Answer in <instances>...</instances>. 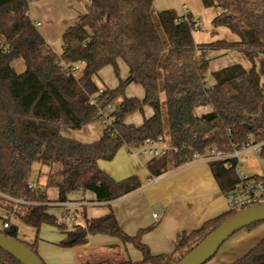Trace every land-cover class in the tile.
Wrapping results in <instances>:
<instances>
[{"label":"trees","instance_id":"obj_1","mask_svg":"<svg viewBox=\"0 0 264 264\" xmlns=\"http://www.w3.org/2000/svg\"><path fill=\"white\" fill-rule=\"evenodd\" d=\"M40 1L0 0V208L37 233L44 225L56 227L64 236L63 248L84 246L92 236L103 235L134 246L142 255L136 263L117 258L87 264L170 263V257L153 255L143 243L154 226L131 236L113 212L82 224L78 219L77 223L63 222L50 208L75 195L91 193L94 202L109 204L138 191L142 187L139 178L115 181L99 168V162L114 160L126 146L164 135L180 151L153 158L148 164L152 178L206 155L211 148L231 155L249 144L260 146L264 160V0H201L205 8L219 10L213 25L238 39L203 44L194 39L191 14L155 12L153 0H90L86 14L63 35L60 55L46 43L31 18L30 5ZM211 50L238 51L251 67L236 64L213 72L214 83L209 84L207 53ZM17 59L25 63L22 73L12 65ZM77 63L83 67L71 73L70 67ZM121 64L128 68L125 80L120 79ZM108 67L119 85L104 88L98 104L107 107L122 98L113 126L93 143L65 137L64 129L81 130L98 120L92 103L100 89L95 77ZM131 84L144 90L143 99L126 96ZM147 108L152 115L141 126L127 123L130 116L144 115ZM209 164L224 194L240 183L235 159ZM35 165L49 169L46 188L58 190L56 201L31 182ZM254 177L264 183V177ZM81 214L85 216L84 207ZM236 214L228 212L192 233L180 234L172 264ZM3 220L9 227L0 234L40 258L37 242L21 241L18 227L10 219ZM0 264L22 263L0 249ZM232 264H264V239Z\"/></svg>","mask_w":264,"mask_h":264},{"label":"crops","instance_id":"obj_2","mask_svg":"<svg viewBox=\"0 0 264 264\" xmlns=\"http://www.w3.org/2000/svg\"><path fill=\"white\" fill-rule=\"evenodd\" d=\"M181 4V0H153V7L155 6L157 11L174 10L180 17L191 14L188 11L182 12ZM87 8L88 4L83 0H42L30 5V15L46 43L54 50L58 44H61L62 48L63 35L79 23L80 18L86 14ZM207 57L210 59V65L212 63L217 65L214 72L236 64H241L246 69L251 67L248 59L238 51L211 50L208 51ZM120 67L121 73L124 72L123 78L127 79L128 68L124 64ZM99 74L95 77L98 87L108 89L118 87L119 81L114 80L110 82L112 84H107V81L100 77L102 73L99 72ZM97 78L101 80L99 84ZM126 96L143 99L144 90L131 84L126 89ZM151 115V109L147 108L144 115L134 114L127 119V123L141 126L144 119ZM90 125L81 129L79 133L71 129H64L62 133L70 139L93 143L102 137L104 128L92 131L89 129ZM79 136L87 137L89 140H81ZM90 139L93 140L90 141ZM124 149L119 150L114 160L100 161L99 168L118 182L135 176L141 181L142 187L109 204L96 203L94 195L91 198L86 194V200L91 204L84 207L85 216L81 214L83 208L79 210L78 220L83 224L86 219L101 218L113 212L122 230L131 236L136 235L141 229L154 226V229L143 237V243L148 246L153 255L170 257L171 260L168 263L172 264L177 258V255L173 253L178 236L182 233H192L202 228L207 222L228 213L227 200L214 178L208 161L195 160L181 167L171 168L160 177L152 178L148 170V164L152 158L149 157V161L143 163L140 160L142 157L131 156L125 149L126 155ZM80 196L75 195L74 198L78 199ZM53 205V208H61L58 203ZM63 213L64 209L61 215ZM12 217L16 216L0 208V219L11 221ZM259 237L261 236H257L249 243H243L244 245L238 247L237 254L229 255L230 257L223 258L215 264H228L231 259H240L264 239ZM61 239H64L63 235ZM60 248L54 247L48 252L46 247L41 246V255L44 259H48L50 264H64L65 261L62 260L64 252L71 257L73 264H87L100 260L112 261L117 258H124L126 261L131 260L135 263L142 260V255L135 253L139 251L134 246L130 244L124 246L118 239L103 235L92 236L84 246L68 248L71 251Z\"/></svg>","mask_w":264,"mask_h":264},{"label":"rangeland","instance_id":"obj_3","mask_svg":"<svg viewBox=\"0 0 264 264\" xmlns=\"http://www.w3.org/2000/svg\"><path fill=\"white\" fill-rule=\"evenodd\" d=\"M181 1H182L181 11L182 12L188 11L189 13H191L193 20L195 22H198L201 25V27L204 29V31L202 32L194 31V39L197 43L203 44V43H208V42L217 41V40H227V41L238 40L237 37L231 34L229 30L225 28H216L213 25V20L219 12L217 8L215 7L205 8L201 0H181ZM154 10L155 12H160V11H157L155 6H154ZM54 50L58 55H60L62 53L61 44H58L56 47H54ZM231 52H237V51L231 50ZM12 65L14 66L15 70L18 73H22L26 69L25 63L21 59H17L13 61ZM216 66L217 65L213 63L212 65H210L209 71L207 73V80L209 84L214 83V78L212 76V73L214 72L213 70L214 68H216ZM100 73H102L100 77H103L104 78L103 80L107 81V84H109L111 81H114V80L118 82V79L116 78L115 73L111 67L103 69L102 72ZM123 76H124V72L122 73L120 72L121 80H125ZM97 81H98V84L101 82V80H99L98 78H97ZM137 87L139 89H142L140 86H137ZM130 92L131 90L129 91V93ZM162 97L164 99V95ZM121 101H122V98L115 100L112 103V106L116 109L117 106L121 103ZM165 124H166V131L168 132V123L166 119H165ZM103 128L104 126L99 120H96L89 126V129L92 131H99V130H102ZM74 131H78L79 133L80 130H74ZM83 137L79 136L81 140H89L87 137H84V138ZM92 140L93 139H90V141ZM124 153L127 155L125 149H124ZM149 159H150L149 157L145 156V157H142L140 160L143 163H145V162H148ZM240 161L242 163V166L240 168L241 172L248 174V175H252V176L264 177V160L263 159L259 160L257 157V154L254 151L249 152L245 155H242L240 157ZM48 173H49L48 168L42 167L40 165H35L33 168V172H32L31 182L35 183L37 187H39L40 189L46 190L47 195L50 200L56 201L58 199V190L56 188H46V180H47ZM88 196L92 198L93 195L91 193H88ZM62 210H63L62 208H50L51 214H53L59 220L61 217ZM11 222L12 224L16 225L19 229L20 240L28 244H34L35 242H37V250H38V254L40 258L44 261L45 264H50L48 262V259H44V256L41 255L40 248L41 246H44L49 252L54 247H61L60 243L62 242V239H61L62 235L60 231L54 226L44 225L42 226L39 233H37L34 228L25 225L17 217H12ZM257 236H261L259 237V239L264 238V222L252 230L244 229L236 233L233 237H231L227 242L223 244V246L219 249L216 256L213 257L209 261V263L215 264L219 260H222L223 258H226L229 255L233 256L237 254V252H239L237 250L238 247H240L241 245H244L243 243H249L252 239H256ZM60 249H66V251H71L70 249L63 248V247H61ZM62 251H65V250H62ZM64 253L65 254L62 257V260L65 261L64 264H73L72 263L73 261L71 260V257L67 254V252H64ZM135 253H137L139 256L141 255L137 251H135ZM50 256L55 257V255H50ZM236 260L237 258L231 259V261L228 264H232Z\"/></svg>","mask_w":264,"mask_h":264},{"label":"built area","instance_id":"obj_4","mask_svg":"<svg viewBox=\"0 0 264 264\" xmlns=\"http://www.w3.org/2000/svg\"><path fill=\"white\" fill-rule=\"evenodd\" d=\"M67 1V0H66ZM87 4L90 0H83ZM193 31L202 32L204 29L198 22L192 25ZM63 67L67 69V65L64 61L60 60ZM83 67V63H77L70 67L71 73H77ZM104 88H100L98 93L92 100V103L97 107V118L103 124L104 131L109 130L114 122L116 116L114 115L116 109L111 105L102 107L98 104L100 97L104 94ZM126 151L129 155L134 157H150L161 158L165 156H174L179 153L180 148L177 145L172 144L167 136H160L156 139H148L145 143L138 146H126ZM254 151L260 158V146L247 145L240 151H235L231 155H223L218 153L216 148H211L204 156L198 155L195 160L203 159L209 163L218 160H236L235 170L238 173L240 183L232 190L224 194L229 206V212L239 213L248 208L264 205V183L259 181L255 177L249 176L240 171L242 163L240 157L249 152ZM194 160V161H195ZM91 203L86 200V195H81L80 198L75 199L74 196L65 203H58V206L64 209V213L61 215L60 220L67 223H77L79 216V210L83 207L90 205ZM157 218V216H155ZM9 225L3 219H0V230L8 228Z\"/></svg>","mask_w":264,"mask_h":264},{"label":"water","instance_id":"obj_5","mask_svg":"<svg viewBox=\"0 0 264 264\" xmlns=\"http://www.w3.org/2000/svg\"><path fill=\"white\" fill-rule=\"evenodd\" d=\"M262 222H264V205L241 211L220 224L177 264H206L236 233ZM0 249L22 264H44L25 245L2 234H0Z\"/></svg>","mask_w":264,"mask_h":264}]
</instances>
